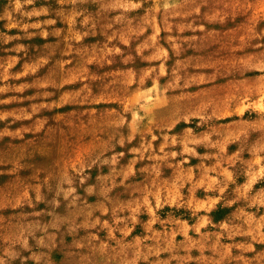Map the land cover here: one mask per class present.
I'll list each match as a JSON object with an SVG mask.
<instances>
[{
    "label": "rangeland",
    "instance_id": "374dc122",
    "mask_svg": "<svg viewBox=\"0 0 264 264\" xmlns=\"http://www.w3.org/2000/svg\"><path fill=\"white\" fill-rule=\"evenodd\" d=\"M0 264H264V0H0Z\"/></svg>",
    "mask_w": 264,
    "mask_h": 264
}]
</instances>
